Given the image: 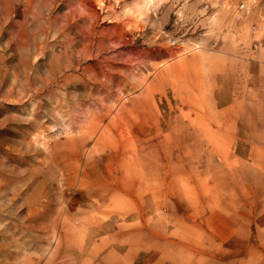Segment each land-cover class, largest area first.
Returning <instances> with one entry per match:
<instances>
[{
    "label": "rangeland",
    "instance_id": "rangeland-1",
    "mask_svg": "<svg viewBox=\"0 0 264 264\" xmlns=\"http://www.w3.org/2000/svg\"><path fill=\"white\" fill-rule=\"evenodd\" d=\"M0 264H264V0H0Z\"/></svg>",
    "mask_w": 264,
    "mask_h": 264
},
{
    "label": "bare ground",
    "instance_id": "bare-ground-1",
    "mask_svg": "<svg viewBox=\"0 0 264 264\" xmlns=\"http://www.w3.org/2000/svg\"><path fill=\"white\" fill-rule=\"evenodd\" d=\"M151 1H152V0H151ZM153 3H154V5H155V2H154V1H153ZM94 11L96 12V9H94ZM151 14H152V12H151ZM151 14H150V15H151ZM152 16H154V14H153ZM163 30H164V29H163ZM116 44H117V43H116ZM118 45H119V44H118ZM118 45H117V46H118ZM174 49H175V48H174ZM176 50H177V49H176ZM74 66H75V65H74ZM99 82H100V81H99ZM193 88H194V87H193ZM136 124H137V123H136ZM144 124H145V123H144ZM146 124H147V123H146ZM146 124H145V125H146ZM134 125H135V124H134ZM138 125H140V124H138ZM135 126H136V125H135ZM146 126H147V125H146ZM144 127H145V126H144ZM149 127H150V126H149ZM112 128H113V127H112ZM153 129H154V128H153ZM134 130H135V129H134ZM137 130H138V129H137ZM139 131H140V129H139ZM132 132H133V130H132ZM132 132H131V133H132ZM140 134H141V132H140Z\"/></svg>",
    "mask_w": 264,
    "mask_h": 264
}]
</instances>
